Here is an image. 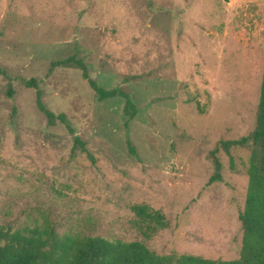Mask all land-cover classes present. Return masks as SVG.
<instances>
[{
	"label": "rangeland",
	"instance_id": "374dc122",
	"mask_svg": "<svg viewBox=\"0 0 264 264\" xmlns=\"http://www.w3.org/2000/svg\"><path fill=\"white\" fill-rule=\"evenodd\" d=\"M70 56L130 93L140 110L128 130L124 98L100 100L80 68L57 64ZM263 66L264 0H0V67L15 91L0 74V227L237 259L250 148L219 147L214 182L210 152L253 131ZM30 78L88 153L47 124ZM134 204L168 227L146 230Z\"/></svg>",
	"mask_w": 264,
	"mask_h": 264
},
{
	"label": "trees",
	"instance_id": "16d2710c",
	"mask_svg": "<svg viewBox=\"0 0 264 264\" xmlns=\"http://www.w3.org/2000/svg\"><path fill=\"white\" fill-rule=\"evenodd\" d=\"M57 64L75 65L82 71V77L88 82L100 100L123 97L125 128L128 130L130 120L139 112L130 93L117 86L106 89L93 79L83 60L73 56ZM56 64L51 63V66ZM0 74L8 78L7 95L12 96L14 89L12 79L0 67ZM27 87L36 90V106L45 116L49 126L63 123L74 135L66 114L55 113L42 100L43 92L36 78L24 80ZM16 112V108H14ZM127 143L131 151L134 148L130 138ZM234 146L250 148L247 167L248 185L244 208L239 213L242 228V243L237 259L220 260L204 258L192 254H158L139 241L111 240L103 236L70 234L60 235L53 225L0 227V264H264V66L255 127L251 133L233 140H220L217 147L210 152L214 164V173L209 182L221 181V163L216 157L219 147L230 155ZM76 148L82 152L88 150L85 142L74 135L71 153ZM231 157V155H230ZM131 209L135 216L146 224V230L155 232L168 227L166 216L147 204H134Z\"/></svg>",
	"mask_w": 264,
	"mask_h": 264
}]
</instances>
